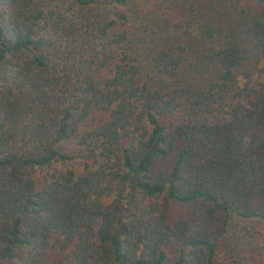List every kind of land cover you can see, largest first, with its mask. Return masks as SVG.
<instances>
[{"label": "trees", "instance_id": "16d2710c", "mask_svg": "<svg viewBox=\"0 0 264 264\" xmlns=\"http://www.w3.org/2000/svg\"><path fill=\"white\" fill-rule=\"evenodd\" d=\"M262 224L264 0H0V264H264Z\"/></svg>", "mask_w": 264, "mask_h": 264}, {"label": "rangeland", "instance_id": "374dc122", "mask_svg": "<svg viewBox=\"0 0 264 264\" xmlns=\"http://www.w3.org/2000/svg\"><path fill=\"white\" fill-rule=\"evenodd\" d=\"M154 5L153 1H150L147 3V6L149 8H152ZM173 161H174V154H170L169 156L165 157V158H161V159H157L151 169L150 172V177L152 179H154L156 177V175L160 172V171H164V172H168L173 165ZM76 165L78 167L81 166V161L77 160ZM187 214V209L184 206L178 205L177 203H173L172 205V209H171V217L175 218V217H184ZM261 226V224H260ZM262 226H264V224H262ZM175 248H172V251L174 252ZM59 257H62V255L60 254Z\"/></svg>", "mask_w": 264, "mask_h": 264}]
</instances>
